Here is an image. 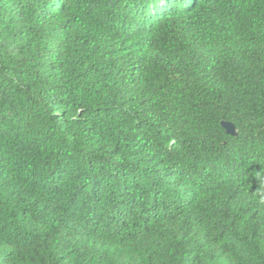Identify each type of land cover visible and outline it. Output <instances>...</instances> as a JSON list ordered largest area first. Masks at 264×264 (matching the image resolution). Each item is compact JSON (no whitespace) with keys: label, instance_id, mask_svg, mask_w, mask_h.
I'll return each mask as SVG.
<instances>
[{"label":"trees","instance_id":"1","mask_svg":"<svg viewBox=\"0 0 264 264\" xmlns=\"http://www.w3.org/2000/svg\"><path fill=\"white\" fill-rule=\"evenodd\" d=\"M262 190L264 0H0V264H264Z\"/></svg>","mask_w":264,"mask_h":264},{"label":"water","instance_id":"2","mask_svg":"<svg viewBox=\"0 0 264 264\" xmlns=\"http://www.w3.org/2000/svg\"><path fill=\"white\" fill-rule=\"evenodd\" d=\"M222 126L228 135L236 136V130L231 124L223 123Z\"/></svg>","mask_w":264,"mask_h":264},{"label":"clouds","instance_id":"3","mask_svg":"<svg viewBox=\"0 0 264 264\" xmlns=\"http://www.w3.org/2000/svg\"><path fill=\"white\" fill-rule=\"evenodd\" d=\"M260 202L264 203V190L260 193Z\"/></svg>","mask_w":264,"mask_h":264}]
</instances>
